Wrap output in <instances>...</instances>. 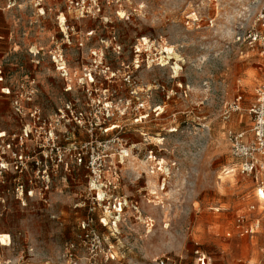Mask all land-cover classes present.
<instances>
[{
    "label": "rangeland",
    "instance_id": "obj_1",
    "mask_svg": "<svg viewBox=\"0 0 264 264\" xmlns=\"http://www.w3.org/2000/svg\"><path fill=\"white\" fill-rule=\"evenodd\" d=\"M263 3L99 0L97 15L76 19L63 0H0V66L25 96L23 116L0 100V131L28 125L24 153L39 160L34 141L58 137L52 155L67 162L0 175V264H262L259 184L239 174L229 137H250L264 55L244 39ZM84 102L85 122L66 123L65 106ZM85 140L113 164L97 182L70 161ZM241 216L254 234L237 230Z\"/></svg>",
    "mask_w": 264,
    "mask_h": 264
},
{
    "label": "built area",
    "instance_id": "obj_2",
    "mask_svg": "<svg viewBox=\"0 0 264 264\" xmlns=\"http://www.w3.org/2000/svg\"><path fill=\"white\" fill-rule=\"evenodd\" d=\"M66 6V9L73 13L76 19H86L92 18L100 12L99 0H63ZM10 4L7 8H11ZM256 22L259 25L258 31L248 32L244 42H247L251 46H256L260 49V52L264 55V3L262 4L257 17ZM58 70V66H56ZM64 71L61 72V75L66 77V73ZM93 74L91 70L88 72L87 77L86 73L83 75V79L85 80V85L82 86V92L84 96L86 95L90 97L93 92V88L88 86H92L94 84ZM86 82L87 85L86 86ZM66 91H70V88ZM4 98L11 99V106L13 110L18 115L23 116V106L22 103L25 100L23 86L20 85L18 89L14 92L10 85L6 83L5 76L3 74V70L0 66V100ZM240 103L241 97H237L234 101L228 105L227 110L232 112L240 111ZM71 103H68L65 108L68 112L66 115L65 122L70 123L73 121L75 124H81V121L84 123L85 118L83 114L86 115V102L82 103L81 110L76 113L71 109ZM248 115L250 116V137L246 138L245 132L233 133L229 137L230 143V155L231 157L237 161V169L239 174L243 176L250 177L252 176L255 181L259 184V189L257 190L258 200L262 204V220H264V68L261 71V76L259 82L254 90V98L250 107L248 108ZM37 114L36 111L33 113ZM38 123L33 122V125L36 126L35 133L37 130H42L46 126V121H41L39 118L36 119ZM26 127L28 125L23 126L22 133L18 136L15 134L7 135L6 132L0 131V175L11 170V172L22 174L23 172H27L29 165L32 167H36V173L39 172L40 168H44L43 173H47L49 175L55 174L58 165L63 164L64 161L61 158H57L52 155L53 152H60V147L57 145L58 137H54L51 140V143L48 145H44L43 143L38 144L36 141L35 148L40 150V154L43 159H35V157H28L27 154L24 153L25 144L28 141L29 135H32L30 130H27ZM50 127V124H48ZM105 130V129H104ZM91 133V132H90ZM35 140L32 138L30 141ZM119 142V153L118 158H126L128 157L127 150L124 149L125 146L120 143V139L117 138ZM96 143V140H89L81 142L79 145L72 144L73 148L72 153L70 154V161L76 166H84V168L88 171L90 177H92L96 182L100 181L102 175L104 173H108L112 170V163L110 161V156L107 154L104 155H93V144ZM103 143L104 147H108L109 141H100L98 144ZM45 146L49 147L46 149ZM15 148V151H13ZM9 154V160H5V153ZM7 154V155H8ZM50 154V155H49ZM67 165V162L64 163ZM116 171L113 170V175H116ZM118 178V177H116ZM253 210L254 207L252 206ZM245 218L243 216L238 217L236 219V228L241 232V234H254L252 230H245L244 227ZM259 222V221H257ZM258 227V223L256 224ZM262 231L264 232V226L262 227ZM92 240L94 243H99V239L96 235L92 234ZM262 264H264V241L262 246Z\"/></svg>",
    "mask_w": 264,
    "mask_h": 264
},
{
    "label": "bare ground",
    "instance_id": "obj_3",
    "mask_svg": "<svg viewBox=\"0 0 264 264\" xmlns=\"http://www.w3.org/2000/svg\"><path fill=\"white\" fill-rule=\"evenodd\" d=\"M166 50H167V48H166ZM58 66V71H64V65L63 64H61V65H57ZM235 174H232L231 173V175H230V182L231 183H234V182H236V180H235ZM152 180V179H151ZM223 181V180H222ZM227 182V181H226ZM238 182V181H237ZM149 183H152L151 181L149 182ZM228 183V182H227ZM223 184H225V183H223ZM152 185V184H151ZM221 186H222V184H221ZM234 186V185H233ZM152 192V191H151ZM153 193V192H152Z\"/></svg>",
    "mask_w": 264,
    "mask_h": 264
},
{
    "label": "crops",
    "instance_id": "obj_4",
    "mask_svg": "<svg viewBox=\"0 0 264 264\" xmlns=\"http://www.w3.org/2000/svg\"><path fill=\"white\" fill-rule=\"evenodd\" d=\"M2 108H5V106L3 102H0V111H2Z\"/></svg>",
    "mask_w": 264,
    "mask_h": 264
}]
</instances>
